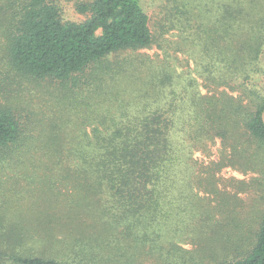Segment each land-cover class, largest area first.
<instances>
[{
  "label": "trees",
  "instance_id": "1",
  "mask_svg": "<svg viewBox=\"0 0 264 264\" xmlns=\"http://www.w3.org/2000/svg\"><path fill=\"white\" fill-rule=\"evenodd\" d=\"M147 7L90 0L68 22L56 0H0L8 67L63 84L68 114L42 131L50 203L0 216V264H264V209L240 217L249 184L221 174L264 163V0ZM21 119L0 107V147L25 166Z\"/></svg>",
  "mask_w": 264,
  "mask_h": 264
},
{
  "label": "rangeland",
  "instance_id": "2",
  "mask_svg": "<svg viewBox=\"0 0 264 264\" xmlns=\"http://www.w3.org/2000/svg\"><path fill=\"white\" fill-rule=\"evenodd\" d=\"M89 1L56 0V4L64 21L83 22L88 17V13L80 12L77 5ZM159 2L161 0H150L149 2L145 0L148 6L147 11L150 13ZM4 30L5 25L0 22V107H12L19 115H22V138L32 144L31 154L34 156L29 157L26 165L23 166L18 155L20 148L17 149L16 145L0 147V216L4 217L8 223L11 219L14 222L19 220L26 223V220L36 215L39 204L50 203L54 188L50 179L59 175L54 170L46 169L45 164L39 163L36 166L38 155L45 150L42 149V142H45L48 137V134L42 131L48 130L46 123L49 118L48 122L60 123L62 122L60 117L62 116L65 120L68 114L60 105L61 102L57 103L65 92L63 84L57 81L27 79L8 67L4 54L6 42ZM156 52L160 53L155 44L150 48L129 51L131 54H136V57L146 54L155 57ZM68 134L60 132V136ZM217 145L213 147L214 152ZM255 166V170L246 173L231 168H225L221 173L225 177L234 176L243 179L249 184L246 190L239 193L240 201L236 204V210L243 218H256L264 209V163L257 162ZM55 184L58 185V182ZM60 190L59 196L63 197L66 190L64 187ZM231 190V192L234 191ZM24 249V246L14 248L19 255L27 254Z\"/></svg>",
  "mask_w": 264,
  "mask_h": 264
},
{
  "label": "water",
  "instance_id": "3",
  "mask_svg": "<svg viewBox=\"0 0 264 264\" xmlns=\"http://www.w3.org/2000/svg\"><path fill=\"white\" fill-rule=\"evenodd\" d=\"M261 120H262V122L264 123V108H263V110L261 111Z\"/></svg>",
  "mask_w": 264,
  "mask_h": 264
}]
</instances>
